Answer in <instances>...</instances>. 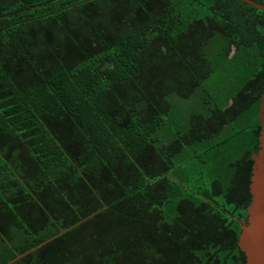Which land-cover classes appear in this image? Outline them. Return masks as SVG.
Instances as JSON below:
<instances>
[{
    "label": "trees",
    "instance_id": "trees-1",
    "mask_svg": "<svg viewBox=\"0 0 264 264\" xmlns=\"http://www.w3.org/2000/svg\"><path fill=\"white\" fill-rule=\"evenodd\" d=\"M263 93L245 1L0 0V264H247Z\"/></svg>",
    "mask_w": 264,
    "mask_h": 264
},
{
    "label": "water",
    "instance_id": "water-1",
    "mask_svg": "<svg viewBox=\"0 0 264 264\" xmlns=\"http://www.w3.org/2000/svg\"><path fill=\"white\" fill-rule=\"evenodd\" d=\"M242 1L264 10V4L258 3L254 0ZM258 116H260L259 119L261 122V133L259 136L260 148L258 152L252 154L254 160L250 184L252 199L247 208V218L240 224L241 233L238 241L239 247L246 254L247 264H264V93L262 95V102L260 104ZM70 229L71 227L62 230L59 234L47 239L37 247L46 244L53 238ZM37 247L19 254L16 258L6 264L15 262L35 250Z\"/></svg>",
    "mask_w": 264,
    "mask_h": 264
},
{
    "label": "rangeland",
    "instance_id": "rangeland-1",
    "mask_svg": "<svg viewBox=\"0 0 264 264\" xmlns=\"http://www.w3.org/2000/svg\"><path fill=\"white\" fill-rule=\"evenodd\" d=\"M171 102L175 112V116L177 118H181L182 120H184V118H186V115L191 113L190 110L194 108L193 100H184L178 97H173L171 98ZM195 105L197 106L196 101Z\"/></svg>",
    "mask_w": 264,
    "mask_h": 264
}]
</instances>
